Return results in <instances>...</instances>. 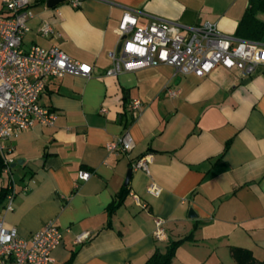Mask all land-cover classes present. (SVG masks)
<instances>
[{
  "label": "crops",
  "instance_id": "crops-1",
  "mask_svg": "<svg viewBox=\"0 0 264 264\" xmlns=\"http://www.w3.org/2000/svg\"><path fill=\"white\" fill-rule=\"evenodd\" d=\"M47 1L32 5L22 48L55 46L91 65L92 74L48 79L39 102L56 113L54 126L6 141L8 157L20 162L12 168L16 196L6 225L28 239L54 220L62 240L49 264H145L156 248L190 233L172 264H233L231 247L264 260V66L245 77L223 66L183 76L167 65L105 75L127 10L139 26L154 16L184 27L216 24L235 37L249 0ZM45 23L51 36L39 33ZM126 132L132 149L108 152L106 144ZM140 159L148 172L132 169ZM80 171L89 179L80 181ZM151 184L159 196L147 192ZM191 209L196 217L188 216ZM156 218L165 220V242L153 237Z\"/></svg>",
  "mask_w": 264,
  "mask_h": 264
},
{
  "label": "built area",
  "instance_id": "built-area-1",
  "mask_svg": "<svg viewBox=\"0 0 264 264\" xmlns=\"http://www.w3.org/2000/svg\"><path fill=\"white\" fill-rule=\"evenodd\" d=\"M34 2L2 0L3 13L0 14V157L8 187L0 207V264H49L53 261L52 252L62 240V233L54 220L46 222L28 239L20 237L14 227L6 225L5 214L12 211L16 196L11 168L13 160L8 157L10 149L6 141L36 126H54L56 113L39 102L48 79H59L65 75L88 78L92 74L91 65L70 58L55 46L48 49L37 45L28 50L22 48L23 37L29 31L28 21L33 18L31 7ZM71 4L78 7L81 0H73ZM182 29L187 33L182 34ZM117 32L119 46L110 54L111 65L105 72L106 76L167 65L183 76L203 77L216 66H223L238 69L245 77L264 66V43L224 35L212 23L184 27L180 23L151 16L147 25L139 26L135 11L127 10ZM39 33L48 37L53 34V29L45 23ZM139 106V101H134L130 110L136 111ZM132 147V139L127 132L106 144L108 152L127 153ZM132 169L148 172L147 161H136ZM89 177L90 173L86 171L78 173L80 181ZM147 192L156 197L161 189L151 184ZM131 196L139 207H145L137 195ZM164 224V219H155L153 237L158 242L167 241ZM82 239L78 236L76 242Z\"/></svg>",
  "mask_w": 264,
  "mask_h": 264
},
{
  "label": "trees",
  "instance_id": "trees-1",
  "mask_svg": "<svg viewBox=\"0 0 264 264\" xmlns=\"http://www.w3.org/2000/svg\"><path fill=\"white\" fill-rule=\"evenodd\" d=\"M260 15H264V0H249L246 10L238 22L234 36L242 40L264 43V20L260 18ZM3 167L4 164L0 157L1 176H3ZM7 193V185L0 188V207L2 206ZM126 194V189L118 194L117 200L112 204V208L118 207L122 203ZM191 240H193L192 233L179 240L167 242L161 250L156 248L145 264H172L177 249L184 242ZM230 253L233 259V264H264V260L257 261L252 252L244 248L231 247Z\"/></svg>",
  "mask_w": 264,
  "mask_h": 264
},
{
  "label": "water",
  "instance_id": "water-1",
  "mask_svg": "<svg viewBox=\"0 0 264 264\" xmlns=\"http://www.w3.org/2000/svg\"><path fill=\"white\" fill-rule=\"evenodd\" d=\"M59 1H61V0H48V1H47V5H48L49 7H51V6L56 5ZM19 164H20V162L17 161V162H15V163L11 164V168H15V167H16L17 165H19ZM130 176H131V170H129L128 173H127V175H126L125 182H124V186H127V185H128V182H129ZM188 216H189L190 218H191V217H196V215L193 213L192 209L189 210V214H188Z\"/></svg>",
  "mask_w": 264,
  "mask_h": 264
},
{
  "label": "rangeland",
  "instance_id": "rangeland-1",
  "mask_svg": "<svg viewBox=\"0 0 264 264\" xmlns=\"http://www.w3.org/2000/svg\"><path fill=\"white\" fill-rule=\"evenodd\" d=\"M5 176V175H4ZM4 176H3V178H4ZM5 178L7 179V177L5 176ZM184 243H187L188 244V241H186V242H184ZM183 243V244H184ZM181 247V246H180ZM180 247L178 248V249H180ZM178 249H177V251H178ZM177 253V252H176Z\"/></svg>",
  "mask_w": 264,
  "mask_h": 264
}]
</instances>
